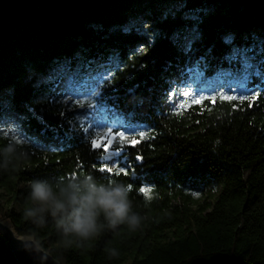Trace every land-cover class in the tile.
<instances>
[{
    "label": "trees",
    "instance_id": "1",
    "mask_svg": "<svg viewBox=\"0 0 264 264\" xmlns=\"http://www.w3.org/2000/svg\"><path fill=\"white\" fill-rule=\"evenodd\" d=\"M0 217L62 264H264V0H0Z\"/></svg>",
    "mask_w": 264,
    "mask_h": 264
},
{
    "label": "water",
    "instance_id": "2",
    "mask_svg": "<svg viewBox=\"0 0 264 264\" xmlns=\"http://www.w3.org/2000/svg\"><path fill=\"white\" fill-rule=\"evenodd\" d=\"M0 264H62L35 239L19 236L0 218Z\"/></svg>",
    "mask_w": 264,
    "mask_h": 264
},
{
    "label": "rangeland",
    "instance_id": "3",
    "mask_svg": "<svg viewBox=\"0 0 264 264\" xmlns=\"http://www.w3.org/2000/svg\"><path fill=\"white\" fill-rule=\"evenodd\" d=\"M140 20L142 21V24H143L144 28H146V24L143 23V19H140ZM131 22H133V21H131ZM142 32H144L146 34V30L145 31H142ZM144 46L145 45L141 46L140 48H138V50L143 51L144 50ZM215 82L216 83H215L214 86L217 87L219 85V83L222 82V80L221 79H218ZM231 83H232V85H231L230 89H228L225 92V95H231L232 92H234L233 95H237L238 93H241V91H244L245 84L242 81H236V80L234 81L233 80V81H231ZM70 84H71V82H69L68 85L65 86V87L70 86ZM69 99L71 100V102H73L74 97H70L69 96ZM74 100H78V98L77 99H74ZM82 107H83V105H80L77 109H74L75 110L74 113H77L76 114L77 115V119L80 121V123H82L84 120L87 121L88 122L87 125H88L89 128H91L93 125H96L98 122H101L102 123V122H104V121L107 120V116L104 115L102 113V110L99 109L98 107H96L95 109H93V112L91 114H89L88 112H83L81 110ZM118 120H116V121H118ZM112 129H113V126H112V123L111 122L105 123L103 125V128L102 129L101 128H98V127L94 128V130H96L97 134H100L103 138H105V135L107 133H109L108 138H112L113 135H114V133L111 131ZM7 132L9 134H11V136L14 137V138H17V139L20 138V136H19L20 135V132H19L18 129L17 130L16 129H13V130L7 129ZM1 198H3V202L2 201L1 202L5 206H8L9 203L6 202V199L7 198H4V196L1 197ZM55 204H56V201L54 199L48 198V199H44L43 201H41L39 203V205H37V206H39L41 208H47V207L53 206ZM0 218L2 220H4V221L9 222L12 225L10 219H3L2 217H0ZM12 227H13V225H12ZM13 229H14V227H13ZM29 238H32V237H29Z\"/></svg>",
    "mask_w": 264,
    "mask_h": 264
},
{
    "label": "bare ground",
    "instance_id": "4",
    "mask_svg": "<svg viewBox=\"0 0 264 264\" xmlns=\"http://www.w3.org/2000/svg\"><path fill=\"white\" fill-rule=\"evenodd\" d=\"M14 230V229H13Z\"/></svg>",
    "mask_w": 264,
    "mask_h": 264
}]
</instances>
